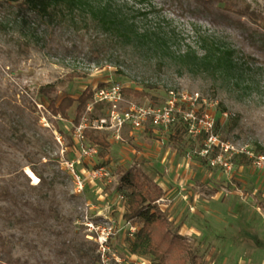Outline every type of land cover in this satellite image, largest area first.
<instances>
[{
    "label": "rangeland",
    "instance_id": "obj_1",
    "mask_svg": "<svg viewBox=\"0 0 264 264\" xmlns=\"http://www.w3.org/2000/svg\"><path fill=\"white\" fill-rule=\"evenodd\" d=\"M29 1L46 17L23 20L11 4L0 10V185L15 196V202L0 199L7 243L0 264H98L86 223L107 220L118 230L111 248L126 258L128 228L136 224L122 217L119 179L127 168L140 169L161 189L157 203L190 249L186 264H257L255 229L264 241L262 171L250 163L233 162L230 170L212 165L217 151L204 158L201 142L184 132L174 141L178 127L157 137L148 127L125 126L120 139L109 138L103 156L78 166L104 165L109 178L77 193L62 163L74 158L76 103L67 117L48 105L106 82L144 88L155 100L170 89L197 91L217 114L226 113L217 127L222 141L264 152V20L217 0H86L81 9ZM243 1L264 16V0ZM213 48L228 56L220 65L217 55L201 59ZM90 101L79 122L104 113L88 109ZM238 230L248 239L239 243ZM257 253L264 263V246Z\"/></svg>",
    "mask_w": 264,
    "mask_h": 264
},
{
    "label": "built area",
    "instance_id": "obj_2",
    "mask_svg": "<svg viewBox=\"0 0 264 264\" xmlns=\"http://www.w3.org/2000/svg\"><path fill=\"white\" fill-rule=\"evenodd\" d=\"M123 86L116 82H106L91 88V101L88 109L93 104L102 103L104 113L86 121V119L73 126L71 135V152L74 158L63 160L65 170L68 172L75 186V192L80 193L85 186L96 180L109 178V172L104 165L91 167H78L84 162L98 155L99 148L90 143L85 135L86 130H98L106 132L109 138L120 139L121 132L125 126L136 130L149 128L150 131L160 137L164 131L177 121L184 124L186 134L194 139L203 135L200 146V154L209 156L217 151L211 158L212 165L220 164L226 170L233 165L234 154H244L251 166L264 173V152L252 151L247 147L234 148L228 142L221 140L217 127L222 125L223 112L217 114L214 102L206 100L197 91L167 90L161 103H139L128 100L122 92ZM66 147L63 148V151ZM219 150V151H218ZM123 199V195H120ZM87 237L92 240L98 254V264H154L149 260L136 255H128L126 258L116 254L111 248V239L118 232L113 222L107 220L102 224L89 221L86 223ZM137 229V224L131 225L129 236Z\"/></svg>",
    "mask_w": 264,
    "mask_h": 264
},
{
    "label": "trees",
    "instance_id": "obj_3",
    "mask_svg": "<svg viewBox=\"0 0 264 264\" xmlns=\"http://www.w3.org/2000/svg\"><path fill=\"white\" fill-rule=\"evenodd\" d=\"M40 2L47 5H55L59 1H66L71 5H75L77 8L88 6L86 0H39ZM204 3H212L216 0H196ZM224 2H231L234 6V11L240 15L247 16L249 19L256 21L257 19L264 20V16L257 13L251 8V5L245 1L238 0H217ZM240 2V3H239ZM12 5L16 13L22 16L23 20L31 18H45V14L37 12L31 5L29 0H13L9 3L5 0H0V10L4 6ZM92 9V8H91ZM108 21L112 17H105ZM114 19V18H113ZM112 19V20H113ZM110 23V22H109ZM212 55H217L216 62L220 65L223 63L228 56L225 52L218 50L209 49L205 50L201 59L203 61L210 60ZM144 87H152L145 85ZM51 88L45 86L41 91L47 93ZM122 92L124 95L131 98H140L144 96H150L149 93L144 89H138L133 87H123ZM92 91L91 88H86L77 98L71 96H65L58 103L54 100L49 102V109L52 114L60 115L62 117L68 116V109L76 103L74 122L77 124L81 118L83 110L86 108L87 103L91 100ZM154 99L155 104L161 103L162 99ZM102 103L93 104L92 109L99 111L103 109ZM174 127L176 129L171 138L174 141L182 139L181 133H186L184 124L181 121H177ZM181 129V130H180ZM85 135L90 143L96 144L99 148L98 155L103 156L105 150L109 146V135L106 132L98 130H86ZM203 135H199L196 139L201 142ZM214 155V154H213ZM207 156H204L206 158ZM232 161L235 163L248 164L250 163L249 158L244 154H234ZM120 184L123 191V204L125 211L123 213V219L126 221H132L137 224V229L132 236L127 239V254L136 255L138 257L145 258L154 264H166L168 259L179 264H186L187 253H190V249L184 238L178 232V228L172 229L170 221L164 211L159 207L157 200L161 197L162 191L160 188H154L149 185L150 178L138 168H127L122 171L120 176ZM0 199L9 200L15 202L14 194L9 190L7 186L0 185ZM0 247L1 249L7 248L6 241L0 235ZM81 250V248H78ZM96 251L95 245L92 248ZM86 254L85 251L82 252ZM95 258L98 262V254L96 253ZM191 263H195L193 256L190 258Z\"/></svg>",
    "mask_w": 264,
    "mask_h": 264
},
{
    "label": "crops",
    "instance_id": "obj_4",
    "mask_svg": "<svg viewBox=\"0 0 264 264\" xmlns=\"http://www.w3.org/2000/svg\"><path fill=\"white\" fill-rule=\"evenodd\" d=\"M160 185V184H159ZM189 229L190 228H181L180 230H182V231H189ZM258 229H260V228H258ZM182 233V235H184L183 234V232H181ZM260 233L261 232H259V230L257 231L256 229L254 230V233H253V240H254V251L256 252L255 254H254V261L256 262V260L257 259H259V261H258V263L259 264H264L263 262H262V258H261V255L259 254V253H257L258 251H260L262 248H263V244H264V241H263V238L261 237V235H260ZM236 237L238 238V242L240 243V241L241 240H243V238H247V233H246V231H244V230H238L236 233ZM250 237V236H249ZM248 239V238H247ZM257 263V264H258Z\"/></svg>",
    "mask_w": 264,
    "mask_h": 264
}]
</instances>
